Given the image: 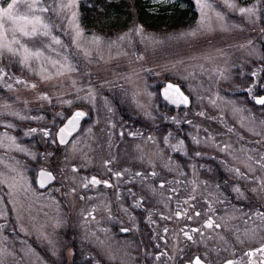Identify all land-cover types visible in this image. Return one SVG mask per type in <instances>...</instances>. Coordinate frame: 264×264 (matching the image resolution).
<instances>
[{"label":"rangeland","instance_id":"1","mask_svg":"<svg viewBox=\"0 0 264 264\" xmlns=\"http://www.w3.org/2000/svg\"><path fill=\"white\" fill-rule=\"evenodd\" d=\"M192 1V26L131 22L107 35L83 26L75 0L43 14L62 41L45 55L70 70L0 60V264H220L247 262L264 245V105L254 101L264 95V0H201L203 12ZM245 7L256 15H241ZM166 82L190 107L165 103ZM76 109L87 117L61 146L57 131ZM43 169L56 176L44 189ZM92 175L113 186L92 185Z\"/></svg>","mask_w":264,"mask_h":264},{"label":"snow or ice","instance_id":"2","mask_svg":"<svg viewBox=\"0 0 264 264\" xmlns=\"http://www.w3.org/2000/svg\"><path fill=\"white\" fill-rule=\"evenodd\" d=\"M197 4L200 6L201 11L205 7H209L206 3H202L201 0H196ZM225 4L228 7H235L234 4L229 3V0H225ZM23 5V11L19 7ZM75 5V0H72L71 3H61L58 7H51L46 3V0H7L2 6H0V60L9 59V62H15L29 71H32V62L39 61H50V63L55 67L59 64L57 60H51L50 57L45 55V51L52 49V45H61L62 41L55 35H53V29L55 27L54 22L51 17H45L43 14L52 12L54 15H59L64 9L72 8ZM239 12L241 15L247 14L248 16H255L257 9L255 7H245L240 8ZM219 16V14H217ZM222 19V17H220ZM72 19H76V13H72ZM77 29V37L81 35L79 31V25H75ZM138 31H143L142 28ZM189 35H195V33H189ZM44 38H48L50 43L45 42ZM98 40L99 38H94ZM123 39V37H121ZM59 55V53H57ZM70 70V65L59 64V69L57 74H62V71ZM44 68L41 66L40 75L42 79H49L50 75L45 76ZM0 80L3 79L4 75L7 73L3 68H0ZM255 76L256 73H253ZM17 83H24V81L17 80ZM11 88V85L8 86ZM31 87L35 88L33 84ZM247 91L251 93L252 88H248ZM164 97L167 100H170L174 104H187L188 98L183 95L178 86L168 84L164 88ZM47 99V97H43ZM256 104L264 105V95L259 97H254ZM70 103V102H69ZM85 116L84 112L76 111L74 114L68 118L67 123L64 127L59 130L58 136L61 144L67 143V137L72 134V132L78 127L79 121ZM23 119V117H21ZM35 132V129L31 130ZM45 136H48V131H44ZM75 170V169H74ZM119 175V174H117ZM39 182L40 186L44 187L46 181H51L53 179L51 173L41 171L39 173ZM93 185H98L101 181L97 180L95 177L89 181ZM107 184V182H105ZM111 186V185H107ZM162 186V185H161ZM87 187V184H85ZM239 192V189H236ZM139 206V205H137ZM179 215V213H177ZM199 215V213H196ZM260 218L264 220V213H260ZM205 227L212 228L213 221L209 219L205 224ZM215 227H220V225H215ZM192 231H199L198 229H193ZM187 235V234H186ZM248 236V234H245ZM255 232H253V237ZM188 239L191 240L192 237L189 235ZM223 239V237H221ZM252 237H249L251 241ZM237 240L240 243L244 241L240 240V237H237ZM259 253L260 259L258 261L253 260V257H256ZM244 256L248 257V261L243 260L234 261L227 260L226 264H264V245H261L255 250H249L244 253ZM193 264H203V261L199 256L194 258Z\"/></svg>","mask_w":264,"mask_h":264},{"label":"trees","instance_id":"3","mask_svg":"<svg viewBox=\"0 0 264 264\" xmlns=\"http://www.w3.org/2000/svg\"><path fill=\"white\" fill-rule=\"evenodd\" d=\"M80 14L84 27L107 35L124 31L131 22L165 32L192 26L197 19L192 0H176L156 7L152 0H80ZM11 70L15 71L12 67ZM160 125L170 127L172 123Z\"/></svg>","mask_w":264,"mask_h":264},{"label":"water","instance_id":"4","mask_svg":"<svg viewBox=\"0 0 264 264\" xmlns=\"http://www.w3.org/2000/svg\"><path fill=\"white\" fill-rule=\"evenodd\" d=\"M168 84H172V85H174V86H178L179 89H180V91L183 93V95L186 96V97L188 98V103H187V104H183V103H180V104H174V103H172L170 100L165 99V97H164V88H165ZM166 86H165L164 88H162V90H161V96H162V98H163L167 103H169L170 105H172V106H174V107H187V106H189V104H190V98L188 97L187 94L184 93V91L181 89V87H180L178 84H174V83L169 82V83L166 84ZM76 111L84 112V111H82V110H80V109H79V110H76ZM76 111H74L72 114H74ZM84 113H85V112H84ZM72 114H71V115H72ZM85 116H86V113H85ZM85 116L79 121V125H78V127L72 132V134L66 138V139H67V143L70 141V139H71V137L73 136V134L76 133V132L79 130L80 125H81V122H82V120L85 118ZM70 117H71V116H70ZM70 117H69V118H70ZM67 120H68V119H67ZM67 120H66L65 123L61 126V128L64 127V126L66 125ZM61 128H60V129H61ZM60 129H59V130H60ZM58 133H59V131H58ZM57 139H58L59 144H61L60 141H59V136H58V134H57ZM67 143H64V144H61V145H66ZM44 172L51 173V172H49V171H45V170H44ZM51 175H52L53 179H52L51 181H46L44 187L48 186L51 182H53V180H54V175H53L52 173H51ZM96 179H97V178H96ZM39 180H40V178H39V175H38V184H39V186H40V182H39ZM97 180H99V179H97ZM40 187H41V186H40ZM223 264H226V262L223 263Z\"/></svg>","mask_w":264,"mask_h":264},{"label":"flooded vegetation","instance_id":"5","mask_svg":"<svg viewBox=\"0 0 264 264\" xmlns=\"http://www.w3.org/2000/svg\"><path fill=\"white\" fill-rule=\"evenodd\" d=\"M134 166V170H136V168L139 166V164H137V165H133ZM134 181V178H131V180L128 182V184L126 185V187L127 188H136L137 187V185H135V183H133V184H131L132 182ZM100 185H103V186H106V185H104L103 183L102 184H100ZM99 185V186H100ZM102 186V187H103ZM113 185H111L110 187L109 186H106V187H109V188H111ZM257 258L255 259L256 261H258L259 259H260V255L258 254L257 256H256Z\"/></svg>","mask_w":264,"mask_h":264}]
</instances>
